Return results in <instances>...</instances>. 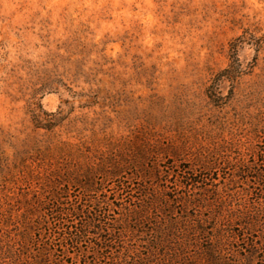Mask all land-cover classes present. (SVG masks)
I'll return each mask as SVG.
<instances>
[{
  "label": "rangeland",
  "instance_id": "obj_1",
  "mask_svg": "<svg viewBox=\"0 0 264 264\" xmlns=\"http://www.w3.org/2000/svg\"><path fill=\"white\" fill-rule=\"evenodd\" d=\"M263 160L264 0H0V264L95 257L50 235L53 197L147 208L114 255L264 264Z\"/></svg>",
  "mask_w": 264,
  "mask_h": 264
},
{
  "label": "trees",
  "instance_id": "obj_2",
  "mask_svg": "<svg viewBox=\"0 0 264 264\" xmlns=\"http://www.w3.org/2000/svg\"><path fill=\"white\" fill-rule=\"evenodd\" d=\"M262 163L263 166L259 171H257L258 173L256 177L261 180L262 183H264V160ZM120 166L122 165L116 164L115 169L111 171L110 175L118 176L123 168H120ZM186 172H188V170H186ZM191 178L192 175H189L187 180L192 181ZM87 189L93 191L98 190L94 180L91 179ZM253 195L256 196L255 198L256 201H258V206H256V216L253 215L251 218L255 219L256 223H259L258 226L261 227L264 232V191L261 189L260 193H252V199H254ZM58 201L59 199L53 197L50 199L49 203L45 204L44 207L47 213L50 212L49 216L51 215L54 221V226L50 229V235H53L55 239L58 237L61 242L69 243L73 247L79 246L80 243L86 239H89L90 236H93L92 247L95 257L90 259L88 262L86 260V258L88 259V255L86 254L85 259H83V264H100L97 261L100 258L105 260V264H147V258L142 257L139 253H132L134 251H129L126 249L124 252H120L116 255H114L112 251L122 248L120 247V244H123L122 240L125 232L128 230L133 231L135 227L142 225V218L145 214L144 211L148 210L147 208L144 209L142 205L141 207L135 205V207L132 209L127 208L126 218L129 221H133L134 226H131L129 223L124 226L121 225L122 222L111 217L113 211L120 209L121 204L119 201H113L112 203L106 200L92 201V203L75 201V203H71L68 205V207L62 206L61 203H58ZM185 202H188L187 199ZM222 211L223 208H221L220 214H222ZM235 211L237 210L232 209L228 212L231 219L239 216L235 213ZM260 214L261 218L259 217ZM43 216L45 217V215ZM262 218L263 221H260ZM74 219H77L78 221H74ZM226 222H228V220ZM209 223L213 225H211V227H206L205 223H203V220L200 219L196 222V225L191 226L188 231L184 229L185 231L182 232L176 233L172 232L171 230H169V232H171V235L173 236H178L181 238L184 237L183 240L186 239L185 241L196 242L195 240L198 239V235L209 233V231L213 232L215 227L214 224L216 222L214 220V222L211 223L210 221ZM170 226V228L174 231L178 230L177 223H172ZM250 226L253 227L255 225L253 224ZM254 250L255 249L253 248L252 252H254ZM205 252L206 254L211 255L212 253L214 254V249L207 247ZM129 259L133 260L132 263L128 261ZM34 260L35 262L33 264H60L51 258V253L45 248H39V250L36 251Z\"/></svg>",
  "mask_w": 264,
  "mask_h": 264
}]
</instances>
